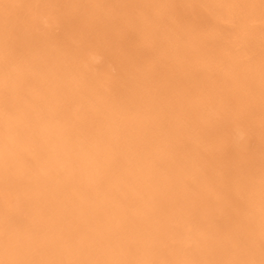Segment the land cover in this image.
Returning <instances> with one entry per match:
<instances>
[{"label":"rangeland","instance_id":"374dc122","mask_svg":"<svg viewBox=\"0 0 264 264\" xmlns=\"http://www.w3.org/2000/svg\"><path fill=\"white\" fill-rule=\"evenodd\" d=\"M2 2L5 4L4 11L8 17L6 22L0 24L1 31L3 32L0 35L4 45L8 48L7 52L3 53L2 56L5 54L7 56L5 63L13 62L14 64H19V67L20 65L30 63L31 70L25 74L29 76L26 77L29 78V81L26 80L24 86L26 84L29 86V82H31L30 87L32 89L30 91L34 90L33 84L38 73V71L33 69L37 67L34 63L36 62V57L38 59L42 55L51 53L55 56L57 55L58 62L62 63L60 66L63 70H58L60 74L55 77L52 75V79L56 84L61 83L60 88H57L61 93V97L64 94L66 104H68V99H70L69 105L66 107H62L61 105L58 108L60 109L58 120L64 124L63 131L75 132L76 125L79 127V124L82 125L84 122L87 123V121L88 128H93V126H97L98 124L101 125L103 122L101 118H103L104 114L100 112L94 114L88 107L90 106L91 109L94 107L96 108L95 110H98V107H102V105L108 107L105 104L106 101L108 105L114 104V109L109 107L107 110L116 116L115 122H113L114 125H112L119 134L116 144L117 161L120 162L117 163L114 171H122V164L125 161L127 165L129 163V167L136 166L137 158H135L136 160L128 161L126 158L130 156L134 159L135 155L139 153L137 150L138 145L134 142L135 138L133 136L139 135L136 133V130H138L137 126L141 122V117L145 116L144 113L147 114L143 110L142 113L137 114L134 110L136 104L139 103L136 98L138 93L143 95L146 92L145 94L149 95L151 99L154 97L153 108L166 112L163 113L165 115L163 117V114L157 115L161 120L154 121V124L156 125L157 123L161 128L162 124H167L170 127L171 124L168 121L173 120L176 114H181L183 121H179L183 123V127L186 126L184 129L189 131L187 136L191 142H184L186 140L184 135L183 137L180 136L183 139L177 138L176 140L171 132L164 139L159 137L158 134L155 135L156 137L154 138L156 140H154L152 145L150 144L151 146L156 145L161 147L168 145L167 147L173 150L163 156L164 159H168L167 162L171 161V164L168 163V167L160 169V174L162 173L164 176L168 174V177L170 175H178L180 177L178 178L179 180L170 182L169 190L171 193L160 189L161 187L158 186L153 191L154 193L152 192V195L148 197L154 201L156 199L155 202L157 203H154L157 204V210L155 209V211L146 209V206L142 205L141 202L144 200V197H142L140 192L139 195L130 196L132 204L128 205L127 208L126 206L122 207V209H126L123 210L127 212L125 216H128H126V220L121 221L125 228L123 231L117 227L116 222H108L104 217H102L103 220L100 218L101 221L100 219L93 218L96 222L93 221L92 224L94 226H90V228L87 227L89 224L86 225L87 222H85L90 219H81L87 216L66 218L58 226H55L48 219V216H43V218L40 216L41 211H44V209L51 215L55 211L75 210L74 208L79 206L75 203V197H77L75 192L77 190L72 186L78 182V179L75 178L77 170L71 169V166L75 162L74 160L73 163L70 161L71 159L69 160L72 164L70 166L65 161L64 163H58L56 165L57 168H55L58 171L55 173L57 175L62 174L65 178L67 189L63 197L65 204L59 202L49 205L45 204L42 210L36 208L32 210V207L27 204L26 200L33 193H43L46 191L44 186H39L43 181L40 165L33 163L30 166L28 161H25V157H21L23 161L20 158L17 159L18 161L13 160V163H8V166L5 165L7 174H3V178L0 177V191L2 192L0 194L5 192L4 199H7L10 204H5L0 196V227L5 231V229L9 230L8 227L13 225L14 232H11V235L8 233V236L5 233L4 236L0 235V264L10 263L9 259L10 255L13 254V250L11 248L9 249L11 251L4 249L3 243H9L18 233H23V236L27 237V241L31 239V241L37 243V246L43 245L45 241L52 240L57 242V244L51 247L50 253H47L48 255L42 264H78L80 261H76L71 255L73 249L78 247V244L75 246L74 243L85 242L84 244H88V241L92 244L90 242V233H94L98 228L102 229L103 233L105 232L103 237L112 241L117 240L119 238L117 237L118 235L121 236L120 240L123 241L117 242L120 244V253L106 252L104 249L95 250L90 254L92 256L89 255V258L87 254H84V258L87 259H83L82 261L88 262V259L90 260V258L96 256L97 259L105 257L106 259L109 258L107 260H113V262L109 261L107 264H123L125 261L123 257L126 256L124 254L130 248L126 240L136 235L137 233L135 232H138L140 229V226L138 227V224H135L131 218L132 214L138 212L141 216L150 213L152 218L151 216L150 218L147 216L144 218L143 224L147 222L148 226H152L153 230L159 231L165 227L163 229L164 233H154V236L151 238L154 239V244L150 250L152 257L150 258L151 260L148 259L146 264H264V216L258 219L261 213L264 214V208H262L264 207V0H2ZM27 28H33L32 32H28ZM163 35L166 37H163ZM29 36L34 37V40L26 39ZM151 38L155 40L153 41ZM30 44H32L33 48H29ZM184 47L194 53L176 61L172 54L183 50ZM237 57L238 59L235 60ZM70 59L72 60L70 61ZM64 60L65 62H63ZM175 62H177V65H181L180 63L185 65L184 70L177 69L176 66L175 68L179 73L173 70L174 68L172 67L175 65ZM244 63L255 65L254 71L248 69L244 72L245 75L244 73L241 74L243 65L245 66ZM57 64H53L54 67H52L59 66ZM117 74L118 76L122 75L118 77ZM48 75L50 76V74ZM76 75H78V78L74 80ZM230 75L235 76V79L233 78L232 81L235 84L233 83L227 89V86L223 87L222 79L224 77L229 78ZM62 77L68 78L62 80ZM192 78L196 80L193 81ZM76 82L80 83V85L84 84L82 87L85 91L84 98H82L81 91L70 92L73 90L71 89V85ZM243 84L245 87H243ZM27 85L26 87L28 88ZM220 85H222V89ZM137 87L139 89H136ZM242 87L244 90H242ZM140 89L144 90L140 91ZM220 89L221 91H219ZM156 90H158L157 93ZM238 91L239 93H237ZM236 95L237 97H235ZM125 96L127 97L126 99ZM13 97L12 100L15 99V102L16 99L18 101L23 100V98L19 99L18 96ZM99 97L100 99H98ZM131 97L133 99H130ZM80 98L84 101L83 104L78 105ZM119 99L121 101H118ZM202 99L205 100L203 101ZM8 101H11L10 97L6 100L7 104ZM1 102H3L2 105L6 103L5 99L0 98ZM177 102H183V109L182 106L180 107L181 109L178 107V110H175L176 112L167 116L166 109L175 107L173 105ZM82 105L83 111L86 109V112L79 111L85 117L81 122L82 119H78L77 117L78 112H75L77 107L75 109L74 107ZM215 106L219 107L217 112L219 115L216 113ZM214 107L215 109H213ZM29 109L30 111L34 109L32 104L29 105ZM118 109H121V112ZM128 111L132 112V114L125 113ZM150 111H148L150 115L147 114L148 117L146 115L144 118L148 119L152 115L153 112ZM136 114L140 116L138 117ZM31 115H24L25 117H22L28 120V118L31 119L33 117ZM125 115L127 116L125 117ZM96 116L97 119H95ZM22 117L19 116L21 119ZM104 117L106 116L104 115ZM129 117L131 118L129 119ZM211 120L212 122H210ZM118 122H120L121 127H119ZM154 124L153 126H155ZM131 126L134 128L133 131L127 128ZM164 127L167 128L168 126ZM192 130H195V132ZM30 132L32 133V131ZM239 132L243 135H240ZM153 134L151 133V135ZM191 135L194 137H191ZM51 136V134L48 135L46 141L49 144L52 142L55 145L54 148L60 149L56 139H51L50 141L49 138H52ZM193 139L194 141H192ZM130 141L134 142L132 144L135 148L129 149V146L131 147V144H128ZM34 142L36 141L23 143L21 148L26 153L28 151L31 156H36V143ZM70 143L68 144L70 145ZM123 143L125 144L122 145ZM120 145L122 146L120 147ZM196 145L198 146L194 147ZM70 146V148H73V144ZM186 150L188 153H186ZM184 155L185 157H182ZM124 157L125 160H123ZM184 162L189 165L193 162L195 168H198V170L193 174H188L183 167ZM162 163L158 162L157 164L162 166ZM28 167H30V171L28 174H25L24 169H28ZM14 172H16L15 176ZM136 172L137 170H129L126 173L136 174ZM159 172L157 173L156 171L154 173L160 175ZM181 175H183L184 179ZM35 184L37 187H35ZM106 192L111 195L113 191L108 192L106 190ZM160 203L162 204L159 206ZM158 206L161 209L157 208ZM12 212H18V214L20 212L19 215L21 216L28 215L26 218L21 217L19 219L21 223L15 226L14 223L16 222L12 221L14 220V216L11 215ZM154 214L159 221V223H156L158 226L155 227L153 226ZM15 219L17 220V218ZM106 221L107 223H105ZM130 222L131 226L129 225ZM61 227L62 229H60ZM51 229L53 231H50ZM47 231L51 233L49 236L47 235L49 234ZM68 232L70 233L69 235ZM0 234H2L1 231ZM109 235L112 239L109 238ZM99 237L97 235L94 239L97 240L98 238L99 240ZM25 240L26 238L20 244H26L27 241ZM188 241L191 242L190 246L193 251L186 249L183 244L181 245V243L186 244ZM145 242L147 240L144 239L137 246H141L139 248L142 249L146 248ZM9 246L11 247V245ZM85 246L84 248H87ZM84 248L81 250V253H86ZM122 253L123 256L121 255ZM87 262L84 263L88 264ZM142 263L143 261H140L135 264Z\"/></svg>","mask_w":264,"mask_h":264},{"label":"bare ground","instance_id":"6f19581e","mask_svg":"<svg viewBox=\"0 0 264 264\" xmlns=\"http://www.w3.org/2000/svg\"><path fill=\"white\" fill-rule=\"evenodd\" d=\"M9 1V0H8ZM4 6L5 4L2 2V0H0V24L2 22H6L8 17L4 11ZM102 16V15H101ZM91 17V16H90ZM94 17V15H93ZM100 17V16H99ZM99 19V18H98ZM101 23V22H100ZM2 29L0 28V33ZM33 28H27L28 32H32ZM27 32V33H28ZM148 32V31H147ZM3 33V32H2ZM13 33V31H12ZM11 33V34H12ZM154 33V32H153ZM168 34V33H167ZM166 34V36H167ZM5 36V35H4ZM163 35V37H166ZM162 37V35H161ZM5 38V37H4ZM34 38V37H33ZM31 36H29V38H26L28 40L33 41V39ZM22 39V38H21ZM153 39V38H151ZM157 39V38H156ZM164 39V38H162ZM169 39V38H168ZM2 37L0 35V98L1 99H5L6 100L10 97L11 101H8L4 103L7 104L6 106H3L1 102L0 105V177L3 178V174H7L6 169H5V165H7L8 163L12 162L13 160H17L20 159L21 157H25V161H28V163L30 164H39L41 169L40 172L42 174V182L40 183L39 186L41 187H45L46 191L43 193H33L31 194L26 200H27V204H29L32 207V210L34 208L42 210V207L45 204H55V203H64V195L67 191L66 186H65V178L63 177L62 174L57 175L55 172H58L55 168L56 165L58 163H64L66 161V163H68V165L70 166L71 162L73 163V160L75 161L74 164L71 166V169L77 170V175L78 177L75 176V178L78 179V182L75 185H72L74 188H76L75 190H77L75 192V195L77 197L76 198V205H79L78 207L74 208L75 210H62V211H55L54 213H51V215H49L46 210L44 209V211H41L40 216L43 218L48 216V219L51 220L55 226H58L64 219L66 218H70V217H86V218H81L83 220H89V221H85L87 222L86 225H88L87 227L90 226H94L92 223L93 221H95V219L93 218H97L98 220L102 217L106 218V220L108 222H116L117 223V227L121 228V231H123L124 225L123 223H121V221H123L126 216L125 214H127V212H124L123 210L126 209H122L123 206H126V208L128 207V205L132 204V200L130 196H134L136 194L142 195V197H144V200L141 202L142 205H144V207L146 206V209L149 210H154L156 209L157 202L156 199L155 201L153 199H150L148 197H150V195H152V192L155 191V189L158 188V186H160L162 190L166 191V192H170V182L173 180H179L178 178L180 176L178 175H170L168 177L167 175H162V173L160 174L159 170L163 169V167H168V163L171 164L170 162H167L168 159H164L163 156L166 155L167 153H169L172 149L168 148V145H163L161 147H158L156 145H153L154 140H156L155 135H159V137L163 138L166 137V135L171 132L174 136V138L177 140V138L180 140L183 139L181 137H183V135L185 136V141H190L188 139L187 133H189V131L184 128H186V126H182L183 123H181L182 120L181 119V114L178 115L176 114V116L173 117V120H169L168 122L171 124L170 127L167 124H162L163 126H168L167 128H165V130H163V126L162 128L157 125L154 124V121H158V119H160V115H162L163 113H166L165 111L159 110L158 108H153L152 105H154L153 103L154 101V97L151 99L149 97V95H146L144 92V94L142 95L141 93L137 94V102L139 101V103L136 104V108L134 109L136 111V113H142L143 112H147V114L150 112H153L151 116H149L148 119L144 118L146 117V113H144V117H141V122L140 124L137 126L138 130H136L139 135H134L133 137L134 142L136 143V145H138L137 150L139 151V153H137V155H135L134 159L132 157H128L126 158V160H136L135 158H137V162H136V166H131L129 167V163L128 165L123 162L122 164V171H114L115 166L117 165V163H119L118 160V153H117V144H116V140L117 138H119V134L116 131V129H114L113 125L116 119V116H114L113 113L107 111L109 107H112V109H114V104L113 105H108L107 101L105 102V104L108 107H104L102 104V107H98V110H95L96 108L89 106L88 108L90 110H92V112L94 114H96V112H100L103 113L106 117H104L103 115V122L100 124H98L97 126H93V128H88L87 127V123L84 122L82 125L79 124V127H77L78 125L75 126V132L71 131V132H67V131H63L62 129L64 128V124L60 123L58 120V115L60 114V109H58L61 105L63 106H67L70 103V99H68V104H66V99L64 94L62 95V97L60 96V92L59 89L57 87L60 88L61 83H55L52 79V77L57 76L58 74H60L58 72L63 70L62 67L60 66L62 63L58 62L56 56L54 54L49 53L48 55H42L41 57H39L36 59L35 65H37V67L33 68L36 71H38V73L35 71V73H37V78L34 82V90L35 92H31L30 89H32V87H30L31 82H27L29 84L28 88L26 87V85L24 86V83H26V80L29 81V77L28 75H25L27 72H29L30 69V63H27L26 65H17L16 63L14 64L13 62L11 63H5L7 60V56L6 54L2 56L3 53L7 52L6 50H8V48H6V46L4 45V42L2 41ZM25 40V39H24ZM143 40V39H142ZM155 39H153L154 41ZM158 40V39H157ZM156 40V41H157ZM164 41V40H162ZM167 41V40H166ZM30 42V41H29ZM11 43V41H10ZM26 43V42H25ZM156 43V42H155ZM33 48L32 44L29 45V48ZM37 48V47H36ZM53 48V47H52ZM133 48V47H132ZM186 47L183 48V50L176 52L173 55V58L177 61V60H181L180 58H185L187 55H190L192 52L191 50L185 49ZM66 49V48H64ZM175 49V48H174ZM43 50V49H42ZM58 50V49H57ZM77 50V49H76ZM99 50V49H98ZM97 50V51H98ZM4 51V52H3ZM11 51V50H10ZM9 51V52H10ZM30 51V50H29ZM63 51V50H62ZM72 51V50H71ZM45 52V51H44ZM49 52V51H48ZM95 52V51H94ZM170 52V51H169ZM13 53V52H12ZM34 53V51H33ZM61 53V52H60ZM76 53V52H75ZM171 53V52H170ZM169 53V54H170ZM47 54V53H46ZM57 54V53H56ZM14 55V54H13ZM171 55V54H170ZM23 56V55H22ZM53 56V59H52ZM64 56V55H63ZM123 56V55H122ZM138 56V55H137ZM146 56V55H145ZM239 56V55H238ZM68 58V57H67ZM73 58V57H72ZM78 58V57H77ZM76 58V59H77ZM94 59V58H93ZM139 59V58H138ZM238 59L235 58V60ZM26 60V59H25ZM32 60V59H31ZM67 61V59H65ZM65 60L63 62H65ZM72 59H70L71 61ZM78 60V59H77ZM76 60V61H77ZM80 60V59H79ZM34 61V60H33ZM60 61V60H59ZM9 62V61H8ZM22 62V61H21ZM20 62V63H21ZM31 62V61H29ZM58 63V64H57ZM84 63V62H83ZM177 62H175V65L172 67L174 68L173 70H176L175 66L177 67V69H181L184 70L185 65H183L182 63H180L181 65H177ZM179 63V61H178ZM230 63V62H229ZM252 63V62H251ZM23 64V63H22ZM53 64H57L59 66H56L55 68H53ZM68 64V63H67ZM136 64V63H135ZM174 64V63H173ZM172 64V65H173ZM245 64V63H244ZM53 66V67H52ZM68 66V65H67ZM86 66V65H85ZM255 67V65L253 64H245V66L243 65L242 68V73L243 74L246 70L250 69L252 71L253 68ZM68 68V67H67ZM82 68V67H81ZM187 68V67H186ZM185 68V70H186ZM234 68V67H232ZM65 69V68H64ZM70 69V68H69ZM258 69V68H257ZM75 71V70H74ZM73 71V72H74ZM177 71V70H176ZM34 72V71H33ZM93 72V71H92ZM96 72V71H95ZM178 72V71H177ZM182 72V71H181ZM187 72V70H186ZM237 72V71H236ZM256 72V71H255ZM97 73V72H96ZM179 73V72H178ZM232 73V71H231ZM249 73V72H248ZM246 73V74H248ZM24 74V75H22ZM50 74V76L48 75ZM93 74V73H92ZM150 74V73H149ZM185 74V73H184ZM188 74V73H187ZM229 74V73H228ZM33 75V74H32ZM53 75V76H52ZM79 75V74H78ZM78 75L75 76V79L78 78ZM122 75V74H120ZM119 75V76H120ZM148 75V74H147ZM194 75V74H193ZM192 75V76H193ZM234 75V73H233ZM245 75V73H244ZM254 75V74H253ZM31 76V74H30ZM35 76V75H34ZM49 76V77H48ZM92 76V75H91ZM90 76V78H91ZM118 76V74H117ZM118 76V77H119ZM196 76V74H195ZM226 76V75H225ZM239 76V75H238ZM242 76V75H241ZM151 77V76H150ZM200 77V76H199ZM205 77V76H204ZM235 76L230 75L229 78H225L222 79L223 87L227 86V89H229L234 82L233 78ZM244 77V76H243ZM242 77V78H243ZM32 78H34L32 76ZM68 77H62V80L67 79ZM122 78V76H121ZM120 78V79H121ZM147 78V77H146ZM117 79V78H115ZM154 79V78H153ZM190 79V78H189ZM193 81L198 79V77H196V79L192 78ZM235 79V78H234ZM60 80V79H59ZM144 80V79H143ZM201 80V77H200ZM31 81V80H30ZM61 81V80H60ZM69 81V80H68ZM84 81V80H83ZM119 81V80H118ZM123 81V80H122ZM54 84H53V83ZM175 82V81H174ZM221 82V80H220ZM237 82H238V77H237ZM96 83V81H95ZM112 83V82H111ZM136 83V82H135ZM156 83V82H155ZM163 83V82H162ZM172 83V82H171ZM207 83V82H206ZM115 84V83H114ZM118 84V83H117ZM173 84V83H172ZM235 84V83H234ZM240 84V83H239ZM87 85V84H86ZM85 85V86H86ZM97 85V84H96ZM125 85V84H124ZM128 85V84H127ZM136 85V84H135ZM164 85V84H163ZM218 85V84H216ZM222 85H220L221 89H222ZM242 85V83H241ZM73 90H71L70 92H76V91H81L80 93H82L81 95H83L82 98H84L85 96V91L82 89V87L84 86V84L82 83V85H80V83L78 84L77 82L74 83L73 85H71ZM89 86V85H88ZM98 86V85H97ZM140 86V85H139ZM143 86V85H142ZM148 86V85H147ZM176 86V85H175ZM30 87V88H29ZM65 87V86H64ZM145 87V86H144ZM157 87V86H156ZM219 87V86H217ZM243 87L244 84H243ZM242 87V90H244ZM66 88V87H65ZM149 88V86H148ZM174 88V87H173ZM87 89V88H86ZM97 89V88H96ZM111 89V88H110ZM136 89H139V87H137ZM142 89V88H141ZM140 91H143L141 90ZM154 89V88H153ZM221 89L219 91H221ZM241 89V88H240ZM93 90V89H92ZM124 90V89H123ZM146 90V89H145ZM155 90V89H154ZM209 90V89H207ZM206 90V92H207ZM95 91V89H94ZM113 91V90H112ZM118 91V90H117ZM129 91V90H128ZM149 91V90H148ZM152 91V89H151ZM150 91V92H151ZM158 90H156L157 93ZM233 91V88H232ZM237 91V90H236ZM97 92V91H95ZM123 92V91H122ZM135 92V91H134ZM138 92V91H137ZM223 92V91H222ZM104 93V92H103ZM110 93V92H109ZM124 93V92H123ZM205 95L206 93L203 92ZM221 93V92H220ZM225 93V92H224ZM239 93V91L237 92ZM243 93V91H242ZM107 94V93H105ZM103 94V95H105ZM121 94V93H120ZM148 94V92H147ZM151 94V93H150ZM195 94V93H194ZM99 95V93H98ZM97 95V96H98ZM159 95V93H158ZM208 95V94H207ZM232 95V94H231ZM13 96H18L19 99L23 98V100H17L15 102V99L12 100V98H14ZM64 96V97H63ZM87 96V95H86ZM96 96V95H95ZM109 96V95H107ZM120 96V95H118ZM127 96V95H126ZM125 96V99L127 98ZM239 96V95H238ZM102 97V96H100ZM100 97L98 99H100ZM123 97V96H121ZM178 97V96H176ZM196 97V96H195ZM237 97V95L235 96ZM118 98V97H117ZM129 98V97H128ZM149 98V100H147ZM185 98V97H184ZM211 98V97H210ZM89 99V98H88ZM91 99V98H90ZM103 99V98H102ZM112 99V98H111ZM122 99V98H120ZM118 101H121V100ZM130 99H133V97H131ZM135 99V98H134ZM176 99V98H175ZM93 100V99H92ZM136 100V99H135ZM156 100V99H155ZM170 100V99H169ZM185 100V99H184ZM197 100V99H196ZM203 100V99H202ZM205 100V99H204ZM203 100V101H204ZM215 100V99H214ZM72 101V100H71ZM83 101L81 98L79 99L78 105L79 104H83ZM104 101V100H103ZM117 101V100H116ZM127 101V100H126ZM132 101V100H130ZM160 101V100H159ZM190 101V100H189ZM93 102V101H92ZM97 102V101H96ZM102 102V101H101ZM112 102V101H111ZM161 102V101H160ZM169 102V101H168ZM172 102V101H171ZM176 102V101H175ZM199 102H201L199 100ZM219 102V101H218ZM217 102V103H218ZM89 103V102H88ZM95 103V101H94ZM120 103V102H119ZM193 103V102H192ZM191 103V104H192ZM205 103V102H204ZM32 104L34 109H32L30 111L29 109V105ZM98 104V103H96ZM95 104V105H96ZM100 104V103H99ZM126 104V103H125ZM133 104V102H132ZM157 104V103H156ZM171 104V103H170ZM73 105V104H72ZM94 105V106H95ZM117 105V104H116ZM120 105V104H118ZM163 105V104H162ZM183 105V102H177L174 103L173 106L175 107H171L166 109L167 111V116L171 115L172 113L176 112L179 107V109H181L180 107ZM241 105V104H240ZM93 106V105H92ZM172 106V105H171ZM219 106V105H218ZM221 106V105H220ZM244 106V105H243ZM77 107V108H76ZM118 107V106H117ZM128 107V106H127ZM130 107V105H129ZM133 107V106H132ZM166 107V106H165ZM187 107V106H186ZM196 107V106H195ZM216 107V109H215ZM213 109L216 110V113L218 112V108L217 106H215ZM222 107V106H221ZM76 108L75 112L77 113V117L78 119H82L81 122L85 119V117H83L82 113H79V111H83V105L82 106H75L74 109ZM134 108V107H133ZM175 108V109H174ZM185 108V106H184ZM188 108V107H187ZM241 108V106H240ZM111 109V110H112ZM163 109V108H162ZM164 109V110H165ZM183 109V106H182ZM222 109V108H221ZM107 112H106V111ZM121 110V109H120ZM118 109V111H120ZM176 110V111H175ZM195 110V109H194ZM89 112V110H87ZM115 111V110H114ZM112 111V112H114ZM123 111H125V109H123ZM127 111V110H126ZM180 111V110H179ZM178 111V112H179ZM62 112V111H61ZM86 112V109L85 111ZM121 112V111H120ZM118 112V113H120ZM134 112V111H133ZM177 112V113H178ZM125 113H131L132 112H125ZM154 113H156V115H154ZM187 113V112H186ZM204 113V112H203ZM32 114V115H31ZM86 114V113H85ZM124 114V113H123ZM136 114V115H137ZM212 114V113H211ZM28 116L31 115L33 117H31V119L28 118V120H26L25 118H23L22 116ZM93 115V114H92ZM98 115V114H97ZM119 115V114H118ZM150 115V114H148ZM147 115V117H148ZM159 115V116H157ZM175 115V114H174ZM217 115H219V113H217ZM222 115V114H221ZM226 115V113H225ZM17 116V117H16ZM19 116L22 117L19 118ZM24 116V117H25ZM127 115H125L126 117ZM132 116V115H131ZM138 117L140 115H137ZM165 116L164 114L162 115V117ZM212 116V115H211ZM15 117V118H13ZM76 117V118H77ZM88 117V116H87ZM156 117V118H155ZM131 117H129L130 119ZM133 118V117H132ZM61 119V118H60ZM97 119V116L96 118ZM125 119V118H124ZM127 119V118H126ZM143 119V120H142ZM163 119V118H162ZM63 120V119H62ZM75 120V119H74ZM118 120V119H117ZM138 120V119H136ZM161 120V119H160ZM210 120V119H209ZM78 121V120H77ZM91 121V120H89ZM97 121V120H96ZM102 121V120H100ZM119 121V120H118ZM124 121V120H123ZM183 121V120H182ZM73 122V121H72ZM75 122V121H74ZM92 122V121H91ZM121 122V119H120ZM118 122V124L120 123ZM130 123V121H128ZM136 122V121H135ZM149 122V123H148ZM162 122V121H161ZM167 122V123H168ZM212 122V120L210 121ZM93 123V122H92ZM125 123V121H124ZM163 123V122H162ZM166 123V122H165ZM185 123V121H184ZM208 123V122H205ZM77 124V123H76ZM91 124V123H90ZM113 124V125H112ZM122 124V123H121ZM135 124V123H133ZM153 124L155 126H153ZM159 124V123H158ZM213 124V123H212ZM215 124V123H214ZM70 125V123H69ZM92 125V124H91ZM96 125V124H95ZM137 125V124H136ZM211 125V123H210ZM67 126V125H66ZM116 126V125H115ZM128 126V124H127ZM233 126V125H232ZM119 127L120 124H119ZM123 127V124H122ZM190 127V126H189ZM118 128V125H117ZM128 130L133 131V127H127ZM190 129V128H189ZM74 130V129H73ZM150 130H152V132H150ZM196 130V129H195ZM195 130H192L195 132ZM32 131V133L30 132ZM120 132V131H119ZM122 132V131H121ZM150 132V133H149ZM151 133H156L151 135ZM193 133V132H192ZM203 133V132H202ZM240 133V132H239ZM52 135V138H49L50 141L51 139H56L58 145L60 146V149H56L54 148L55 145L49 144L48 141H46V139H48V135ZM121 134V133H120ZM171 134V135H172ZM214 134V133H213ZM144 135V136H143ZM193 135V134H192ZM191 137H194L192 136ZM201 135V134H200ZM240 135H243L240 133ZM132 136V135H131ZM143 136V137H142ZM181 136V137H180ZM238 136V135H237ZM40 138V139H39ZM129 138V137H128ZM198 138V137H197ZM241 138V137H240ZM130 139V138H129ZM191 139V138H190ZM202 139V138H201ZM30 141H36L34 143H36L35 146V152H36V156H31L29 154V152L26 151L24 152L23 149L21 148V146L23 145V143H28ZM194 141V139L192 140ZM196 141V138H195ZM198 141V140H197ZM222 141V140H221ZM220 141V142H221ZM228 141V140H227ZM73 144V148H70ZM113 142V143H112ZM121 142V141H120ZM134 142L130 141L128 144H131V147L129 146V149H133L135 148V146H133ZM172 142V141H171ZM183 142V141H182ZM70 143V145L68 144ZM133 143V144H132ZM173 143V142H172ZM179 143V142H178ZM197 143V142H195ZM201 143V142H200ZM215 143V142H214ZM125 143H123L122 145H124ZM151 144V145H150ZM181 144V143H180ZM187 144V143H185ZM191 144V143H190ZM199 144V142H198ZM220 144V143H219ZM69 145V147H68ZM120 145V147L122 146ZM150 145V146H148ZM177 145V144H176ZM175 145V146H176ZM179 145V144H178ZM194 145V144H193ZM211 145V144H210ZM141 146V147H139ZM183 146V145H182ZM189 146V145H188ZM187 146V147H188ZM198 145L194 146L197 147ZM203 146V145H202ZM125 147V146H124ZM216 147V146H215ZM181 148V147H180ZM202 148V147H201ZM200 148V150H201ZM189 149V148H188ZM193 149V148H192ZM213 149V148H212ZM177 150V149H176ZM191 150V149H190ZM208 150V149H206ZM141 151V153H140ZM173 151V150H172ZM199 151V149H198ZM209 151V150H208ZM223 151V150H222ZM131 152V151H130ZM244 152V151H243ZM32 153V151H31ZM133 153V152H132ZM177 153V152H175ZM186 153L187 150H186ZM191 153V152H189ZM26 154V155H25ZM122 154V153H121ZM208 154V153H207ZM244 154V153H243ZM33 155V154H32ZM188 155V154H187ZM239 155V154H238ZM30 156V157H29ZM123 156V155H122ZM200 156V155H199ZM206 156V155H205ZM211 156V155H210ZM242 156V155H241ZM248 156V155H247ZM182 157H185L182 156ZM233 157V156H232ZM245 157V155H244ZM170 158V157H169ZM197 158V157H196ZM207 158V157H206ZM224 158V157H223ZM256 158V157H255ZM71 159V160H70ZM123 159V158H122ZM181 159V158H180ZM213 159V158H212ZM71 162H70V161ZM125 160V157L124 159ZM122 160V161H123ZM195 160V159H194ZM207 160V159H206ZM226 160V159H225ZM18 161V160H17ZM21 161H23V158H21ZM121 161V162H122ZM178 161V160H176ZM200 161V159H199ZM163 162L160 166L157 163ZM174 162V161H173ZM211 162V161H210ZM13 163V162H12ZM18 163V162H17ZM175 163V162H174ZM179 163V162H178ZM183 163V162H182ZM185 163V162H184ZM209 163V162H208ZM247 163V162H246ZM252 163V162H251ZM254 163V162H253ZM203 164V163H202ZM201 164V165H202ZM233 164V163H232ZM77 165V167H76ZM127 165V166H126ZM179 165V164H178ZM177 165V166H178ZM182 165V164H180ZM262 165V164H261ZM260 165V166H261ZM8 166V165H7ZM14 166V165H13ZM121 166V165H120ZM200 166V165H199ZM25 167V166H24ZM38 167V166H37ZM37 167H35L37 169ZM126 167V168H125ZM162 167V168H161ZM184 169L185 172H188V174H193L195 173L198 168L196 169L193 162L192 164H184ZM182 167V168H183ZM30 167H28V169H24V173L28 174L30 169ZM59 168V167H58ZM70 168V167H69ZM120 168V167H118ZM202 168V167H201ZM206 168V167H205ZM215 168V167H214ZM253 168V165H252ZM8 169V168H7ZM196 169V170H195ZM248 169V168H247ZM4 170V171H3ZM39 170V169H37ZM64 170V169H63ZM121 170V169H120ZM133 171V170H137L136 174L134 173H126L127 171ZM221 170V169H219ZM239 170V169H238ZM246 170V169H245ZM256 170V169H255ZM126 171V172H125ZM157 173L159 172L160 175H156L154 172ZM183 171V170H181ZM9 172V170H8ZM239 172V171H238ZM14 176L16 175V172H14ZM23 173V172H22ZM10 174V173H9ZM12 174V173H11ZM166 174V173H165ZM180 174V173H179ZM242 174V173H241ZM20 175V174H19ZM197 175V174H196ZM25 176V175H24ZM65 176V175H64ZM177 176V177H176ZM183 175H181L182 177ZM213 176V175H212ZM9 177V176H8ZM7 177V178H8ZM21 177V176H20ZM40 177V176H39ZM37 177V178H39ZM194 177V176H193ZM207 177V176H206ZM217 177V176H216ZM249 177V176H248ZM74 178V177H73ZM183 178V177H182ZM213 178V177H212ZM221 178V177H220ZM258 178V177H257ZM5 179V178H4ZM184 179V178H183ZM224 179V178H223ZM242 179V178H241ZM7 180V179H6ZM13 180V179H12ZM68 180V179H67ZM15 181V180H14ZM40 181V180H39ZM223 181V180H222ZM52 182V183H51ZM175 182V181H174ZM183 182V181H182ZM186 182V181H184ZM193 182V181H192ZM36 183V181H35ZM38 183V180H37ZM188 183V182H187ZM206 183V182H205ZM222 183V182H221ZM235 183V182H234ZM26 184V183H25ZM176 184V183H174ZM189 184V183H188ZM217 184V183H216ZM236 184V183H235ZM36 185V184H35ZM46 185V186H45ZM50 185V186H49ZM67 185V184H66ZM183 185V183H182ZM232 185V184H231ZM255 185V184H254ZM257 185V184H256ZM68 186V185H67ZM190 186V185H189ZM233 186V185H232ZM236 186V185H235ZM234 186V188H235ZM33 187V186H32ZM37 187V185L35 186ZM174 187V186H173ZM177 187V186H176ZM178 188V187H177ZM202 189V188H201ZM26 190V189H24ZM43 190V189H42ZM106 190L108 192H112L111 195L107 194ZM142 190V191H141ZM231 190H233L231 188ZM238 190V189H236ZM158 191V190H157ZM176 191V190H175ZM178 191V190H177ZM202 191V190H201ZM228 191V190H227ZM69 192V191H68ZM73 192V191H71ZM0 193H2L0 191ZM154 193V192H153ZM183 193V191H182ZM231 193V192H230ZM4 194H0L1 199H3L2 201H4L5 204H10V202L8 203L7 199H4ZM229 195V194H228ZM24 196V195H23ZM74 197V196H73ZM192 198V197H191ZM255 198V197H254ZM184 199V198H183ZM135 200V199H134ZM232 200V199H231ZM17 201V200H16ZM158 201V200H157ZM163 201V200H162ZM74 202V201H73ZM155 202V203H154ZM161 202V201H160ZM183 202V201H182ZM233 202V201H232ZM253 202V201H252ZM124 203V204H123ZM164 203V202H163ZM201 203V202H200ZM65 204V203H64ZM162 203L159 204V206ZM194 204V203H193ZM226 204V203H225ZM258 204V203H256ZM254 204V205H256ZM57 205V204H56ZM259 205V204H258ZM9 206V205H8ZM24 206V205H23ZM22 206V207H23ZM54 206V205H53ZM157 207L159 209H161V207ZM164 206V204H163ZM232 206V205H231ZM264 206V205H263ZM56 207V206H55ZM54 207V208H55ZM10 208V206H9ZM26 208V207H25ZM58 208V207H57ZM124 208V207H123ZM199 208V207H198ZM217 208V207H216ZM215 208V209H216ZM264 208V207H262ZM261 208V209H262ZM130 209V208H129ZM165 209V207H164ZM157 210V209H156ZM225 210V209H224ZM237 210V209H236ZM190 211V210H189ZM196 211V210H195ZM25 212V211H24ZM131 212V211H130ZM234 212V211H233ZM11 213V212H10ZM155 213V212H152ZM158 213V212H157ZM169 213V212H168ZM20 214V212H19ZM18 212L14 213L12 212L11 215H13L14 220H12L15 226L19 225L20 222V218L24 217L26 218V216L28 215H19ZM170 214V213H169ZM198 214V213H197ZM225 214V213H224ZM252 214V213H251ZM93 215V216H92ZM196 215V214H195ZM147 216H149L150 218V213L148 215H142L138 212V213H134L131 215L132 220L134 221L135 224H138V227L140 226V229L138 230V232L136 235L132 236L131 233H129L132 237H129L128 240H126V243H128L130 245L129 250L124 254L126 255L125 257H123V259H125L123 264H135V263H139L140 261H143L142 264H146L148 259H150L152 257L150 250L151 247L154 244V239H151L154 236V233L156 234H161L164 233L165 231L163 229H160L159 231L157 230H153L151 227L152 226H148V223L145 222V224H143L144 222V218H146ZM264 214H260L258 219L263 218ZM29 217V216H28ZM128 217V216H127ZM154 227L158 226L156 225V223H159L157 216L154 214ZM221 217V216H220ZM17 218V220L15 219ZM152 218V216H151ZM244 218V217H243ZM28 219V218H27ZM25 219V220H27ZM74 219V218H73ZM217 219V218H216ZM224 219V218H223ZM235 219V218H234ZM42 220V219H41ZM40 220V221H41ZM103 220V218H102ZM126 220V219H125ZM240 220V219H239ZM101 221V219H100ZM107 221L105 223H107ZM128 221V220H127ZM179 221V220H178ZM186 221V220H185ZM211 221V220H210ZM214 221V220H213ZM246 221V220H245ZM50 222V221H49ZM72 222V221H71ZM82 222V221H81ZM96 222V221H95ZM94 222V223H95ZM99 222V221H98ZM104 222V221H103ZM132 222V221H131ZM131 222L129 223V225L131 226ZM202 222V221H201ZM209 222V221H208ZM220 222V221H219ZM133 223V222H132ZM216 223V222H215ZM223 223V222H222ZM258 223V222H257ZM17 224V225H16ZM23 224V223H22ZM51 224V223H50ZM92 224V225H91ZM176 224V223H175ZM214 224V223H213ZM218 224V223H217ZM239 224V223H238ZM261 224V223H260ZM6 225V224H5ZM73 225V224H72ZM97 225V224H96ZM209 225V224H208ZM33 226V225H32ZM31 226V227H32ZM66 226V225H65ZM98 226V225H97ZM179 226V225H178ZM216 226V225H214ZM6 227V226H5ZM45 227V226H44ZM73 227V226H72ZM77 227V226H76ZM108 227V226H107ZM258 227V226H257ZM256 227V228H257ZM34 228V226H33ZM46 228V227H45ZM50 228V227H49ZM65 228V227H64ZM71 228V227H70ZM91 228V227H90ZM102 228V227H100ZM9 230L5 229L2 230L0 227V231L2 234V236L5 235L8 236V233L11 235V232H14V226H10L8 227ZM39 229V228H38ZM55 229V227H54ZM62 229V227L60 228ZM89 229V228H88ZM107 229V228H106ZM64 230V229H63ZM66 230V229H65ZM70 230V229H69ZM73 230V229H72ZM92 230V229H91ZM102 229H97L94 231V233H90V242L92 244H90L88 241V244H84L85 242H81L79 243H74V245L76 246L78 244V247H75V249H73V251L71 252V255L76 259V261H80L78 264H85L84 262L87 261H82L83 259H87L84 258V254H87L88 258L89 255L92 254V252H94L95 250H103L106 252H111V253H120V247L118 244L119 241H123L120 240L121 236H117L119 237L117 240H110L106 237H103L105 232L103 233L101 231ZM166 230V229H165ZM209 230V229H206ZM50 231H53L52 229ZM50 231H47L48 236L51 234ZM7 232V233H6ZM29 232V231H28ZM65 232V231H64ZM71 232V231H70ZM118 232V231H117ZM125 232V231H124ZM30 233H32V231H30ZM28 233V234H30ZM53 233V232H52ZM208 233V231H207ZM15 234V233H14ZM57 234V232H56ZM67 234V232H66ZM70 233L68 232V235ZM101 234V235H100ZM203 234V233H202ZM13 235V234H12ZM17 235H19L17 237ZM15 238L11 239L9 241V243L5 242L3 243L4 249H10L13 250V254L10 255V263H18V264H42L43 261L45 260V257H47V253H50L51 247H53L55 244H57L56 241H48L41 246H37V243L31 241V239L29 241H27V237L23 236V233L21 234H17ZM21 235V236H20ZM31 235V234H30ZM73 235V234H72ZM99 235V240L97 238L94 239L95 236ZM246 235V234H245ZM6 236V237H7ZM14 236V235H13ZM54 236V235H53ZM87 236V234H86ZM30 237V236H29ZM157 237V236H156ZM159 237V236H158ZM242 237V236H241ZM5 239V237H3ZM26 238L25 241H27L26 244H20L21 241H23ZM109 238L110 235H109ZM255 238V237H254ZM1 239V238H0ZM29 239V238H28ZM112 239V238H111ZM147 240V242H145L146 244V248H139L141 246H137L142 240ZM40 242V241H39ZM118 242V243H117ZM189 242V241H188ZM186 242V244L181 243V245L183 244L184 247H186V249H191L190 243L191 242ZM207 242V241H206ZM50 243V244H49ZM64 243V240H63ZM245 243V242H244ZM66 244V243H65ZM176 244V243H175ZM11 245V247L9 246ZM84 245H86L84 248ZM142 245V244H141ZM13 246V247H12ZM68 247V246H67ZM71 247V246H69ZM129 247V246H128ZM2 248V247H1ZM58 248V247H57ZM73 248V245H72ZM71 248V249H72ZM85 249L86 253H81L82 249ZM254 248V247H253ZM3 249V248H2ZM5 250V251H6ZM9 250V251H11ZM53 250V249H52ZM65 250V249H64ZM8 251V252H9ZM62 251V250H61ZM193 251V250H192ZM66 252V251H65ZM84 252V251H83ZM6 253V252H5ZM123 256V253L121 254ZM92 256V255H90ZM96 257V256H95ZM92 257L90 258V260L88 259V264H107L109 261L113 260H107L109 258H99L97 259V257ZM99 257V255H98ZM2 259V258H1ZM54 259V258H53ZM120 259V260H121ZM258 259V258H257ZM151 260V259H150ZM168 260V259H167ZM5 261V260H4ZM47 261V260H46ZM54 261V260H53ZM48 262V261H47ZM56 263V261H55ZM63 263V262H62ZM67 263V262H66ZM2 264V263H1ZM4 264V263H3ZM6 264V263H5ZM48 264V263H47ZM167 264V263H166ZM172 264V263H171Z\"/></svg>","mask_w":264,"mask_h":264}]
</instances>
